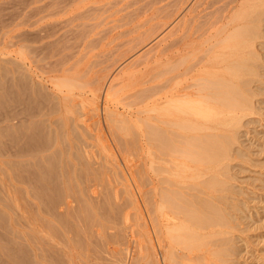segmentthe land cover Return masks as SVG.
I'll return each instance as SVG.
<instances>
[{
	"label": "rangeland",
	"instance_id": "1",
	"mask_svg": "<svg viewBox=\"0 0 264 264\" xmlns=\"http://www.w3.org/2000/svg\"><path fill=\"white\" fill-rule=\"evenodd\" d=\"M54 1H57V2H54ZM123 1L122 0H118V1L116 0V2H115V0H114V2H113V0H68V1L67 0H62V1L61 0L60 1L59 0H52V1L51 0H0V79H1L0 80V105L3 106V107L0 106V130H1L0 134H2V135H0V145H2V146H0V174H1L0 175V178H1L0 179V216H1L0 217V244H1L0 245V264H5V262H7L6 264L9 263L8 254H17V253L19 254L20 252H21L20 254H28V253L29 254H35V252L33 253V251L31 250L32 248L27 245V244H29V241L26 239L27 236L25 233L26 232L25 222H24L25 220L23 218L24 209L22 210V208L26 204V202L28 203V201H29L30 205H31V202L33 201V204L31 206L34 208V206H35L34 204H36L35 202H38L39 198H41L40 201H42L43 199L49 197V195H50V197H52L51 200L54 197H56L57 199L56 198H54V199H56L57 202L58 203L60 202L62 205L61 206V205H59L60 203L59 204L57 203L58 204L57 206L61 207V208L59 207L60 211L58 212L60 215L58 217L59 219L62 216V220H63L67 216L68 218L66 217L64 220L68 221L69 223H71V222L73 223V221L75 224L78 223L77 225H75L73 223V225H75V226H78V225L81 226L80 221H82V225H84L83 224L84 222L86 224V225H84L85 229L83 228V226H81L82 230L83 229L85 230V231H83V234H82L81 230H79L81 227L78 226L77 230H79V232H81V234H82V235H79L80 233L78 234V232L76 231L77 227H75L73 225L71 226L72 223L69 224V226H68L67 222H65L67 224V226L65 224V227H64L63 226L64 221L62 222V224L60 222V224L63 226V229H65L66 227L67 228L70 227L67 230H70L73 228L72 232H70L71 230L67 232L66 229H65L66 230L65 231L62 229V227L59 226L60 225L59 222H56V221H59V220H56L57 218H55V220H54V218L51 217L52 218L51 221H54L55 224H57L56 228L58 226L60 228V230H63L62 234H60L61 231L59 230V228L58 229L54 228V232L52 231L51 227H52L54 222L52 223L50 221L52 223L51 225H49L50 222H48L49 224L44 223L46 226H48V225L50 226L51 230L48 227L49 228L48 231H50V232L52 231L51 233L55 234V230H57L56 232H59L60 237L58 236V233L56 235V236H58V238H60L58 240V238L56 237L58 241H61V239H62L63 241H61V242L65 243L66 239L69 240L64 245L65 249L60 251V253H62L64 250H67L66 247H68V249H69L66 252L70 251L69 253H66V254H70V255H68V256H70V259L69 258H66V259L71 260V261L66 262V264H128V263L132 262V260H133V259L131 260L130 258H132V256L134 258L135 257L134 255H136L139 252V249L141 246V244L138 241L139 240V231L141 229H143V227H145L146 229H148L150 231L152 230L151 218L154 215L153 214L154 212L152 213V211L154 210L152 208L153 207L152 203H151L152 207L150 206V204L148 206L147 205L148 203L147 204L145 203L142 205V209L144 210V212H143L144 217L142 216L144 219H142L138 215L139 209L137 210L138 206L135 205V202L133 199L134 198L133 194L134 193L136 194V191H138L139 187H140V189L142 188L141 189L142 191H145V187L147 186L146 192H147V189H149L148 185H150L149 186L150 188L152 187L151 184H152V177L154 175V172L152 171L153 169L151 170L152 167H150V164L152 165V163H151L152 158H151V155L149 154L150 142H149V144L146 143V141L148 142V140L146 138H144L143 141L145 143L143 142L144 143V150H142V152H138L137 151L138 148L136 150V148L133 147L134 145L129 144V146H131V147H129L127 144L128 141L130 140V138L133 137V135H131V134L132 133L134 134V132H135L134 130H136L135 134H137L139 132V130H138L139 128L137 126V118L135 117L136 112H137V108H138L137 99H136L137 97L134 95V94H136V86H135L134 81H133L136 78L135 76H137L136 75L137 73H135L133 76L132 75H130V76L126 75L125 76V80H124L125 86L120 91L118 96L116 98L112 99L113 101L108 100L107 98L104 101L105 102L104 104L106 106H109L108 108L111 109V111L113 113H114L113 110H115V112H117V111L121 112L120 115L118 114V118L121 117L120 118L121 121H119L117 119V117H114L113 113H111V111L109 110L110 111L109 113H111L110 114L111 117L113 115V117H112L113 122L110 123V121H112V120H110L111 118L107 119V118H109V117H107V112H108L107 108L105 109L106 114H105V111L102 113V110L100 108V107H102V104H103V96H104V89H105L104 85L106 82L105 80L101 81L99 84L93 83V84L87 85L83 88L82 87L75 88L74 93H71V94L68 93L70 95L69 99L71 98V95H72V98L70 101H73L74 99H76V100H74V102H72L73 104L75 102L77 103L80 100V102H78V104L75 105L77 107H75V106H73V104H71L76 109L73 108L67 102L69 99H67L68 97L67 98L64 97V93H62V90H61V92H60V90H58L61 77L63 75L68 74L67 68L71 67V64H73L75 61H77L79 59L81 60L82 57L83 58L80 62L84 68H86V67L90 68L92 66L91 67L92 74L94 76H96V75L102 76L106 72L111 71L112 69L117 67V65H119L120 63H122L121 66L123 68H127L132 62L139 59L138 57H140L139 55H141V53L143 55V53L151 47L150 45H148L147 47H144L143 49L137 48L134 51L130 52L129 55H126L127 57L126 56L124 57L125 59L122 58L123 60H125L127 62V63H125V61H124L125 65H123V61H121L122 60L121 58H119V59L116 58L118 56L121 57L122 54H119V53H122L124 51L123 50L124 48L126 51L128 50L129 47L127 48V45L130 46L132 44L129 40L132 39L136 35V31L135 32L132 31L134 29V27L138 26V24L145 21V19L148 18V16H150L154 12L155 8L156 7L158 8L160 3H161L160 6H162V4L164 5V3L167 0H163V1L162 0H159V1L153 0L154 4H153V2H151L152 5H151V3H149L150 0H146V1L145 0H141V1L139 0V2H138V0H123ZM125 1L129 4H127ZM107 2H109L110 4ZM144 2H147L148 5L143 4ZM46 3L48 4V6ZM57 3H59V5ZM60 3H64V4H62L63 6H61L62 10L59 11L60 5H61ZM114 3H115V6H114ZM140 3H142L143 6L147 5V8L143 7ZM44 4H46V5H44ZM95 4L97 7L95 6ZM139 4L141 5L142 10H138V9H140ZM88 5H89V8H88ZM109 5L110 6L112 5V6L109 7ZM125 5H127V6H125ZM43 6L46 8L45 11H44L45 8ZM120 6L122 7V9L125 7L124 10H121ZM135 6H136V8H134ZM148 6H150V7L148 8ZM54 7H56L58 10ZM90 7H91V9H90ZM137 7H138V9H137ZM37 8H42V9H37ZM52 8H54V10H56V11L53 12ZM105 8H107V9L110 8V9H108V11L106 10L107 11L106 12ZM35 9H37V10H35ZM114 9H115V11H114ZM118 9H119V11L120 10L121 11L119 12ZM129 9H132L131 11L133 14L131 13V11ZM146 9H148V10L146 11ZM32 10L35 13L31 14ZM38 10L42 11V13L39 12ZM91 10L94 13L91 14L89 12ZM103 10H104V12H103ZM127 10H128V12H127ZM87 11L91 15L88 16V14L86 13ZM112 11H113V13L111 14ZM98 12H100V15ZM96 13H98V15ZM123 13L125 14L127 19H129L130 21L132 20L130 23H129V20L126 21L127 19L124 17ZM128 13H129V15L132 14L131 16H129V18H128ZM29 14H31L30 16H33V17H30ZM85 14H87V15H85ZM105 14H107V16ZM134 14H136L137 16H135ZM73 16L74 17L76 16V18H72ZM87 16H88V18H87ZM105 16H106V18H105ZM121 16H123L124 19H123V17L121 18ZM79 17H81L80 19H82L83 23H84V24L82 23L83 25L80 28L84 29L83 31H85L86 34L88 33V30L86 31L88 25H92V27H90V26L88 27L91 30L93 28L92 31L90 30L91 32L89 31L90 34L89 35L87 34V36H89V37L81 36L82 33H83V35L85 33L81 29H79V26H81L80 23L82 22V21H80V19H78ZM130 17H133V18L130 19ZM120 18H121V20H120ZM139 18H141L140 21H139ZM32 19L34 21H35V19L38 21L37 22L35 21L36 23L34 24L33 23L34 21L31 23ZM66 19H68V20H66ZM71 19L72 20L74 19L73 22H71L72 21ZM78 20L80 23L78 25H76L78 23L77 22ZM98 20L100 22L103 21L104 23L101 22L102 24L98 26L97 24L100 23ZM108 20H111V22ZM67 21L71 24H69V23L67 24ZM85 21L89 22V23L92 22L94 25L92 23L87 25V23H86V26H87L86 27ZM94 21H97V24H95L96 22H94ZM116 22L119 24L116 25ZM120 22H123L122 23L123 25ZM263 22H264V20H263ZM263 22H262V24H263L262 25V31H264V29H263L264 23ZM29 23L32 25H28ZM105 23H106V25H105ZM124 23H126V24H124ZM62 24H64V25H62ZM133 24H136V25H133ZM40 26H41V28H40ZM76 26H78L77 27L79 29L78 31H80L82 33L78 34ZM83 26H84V28H83ZM109 26L111 27V29L109 28ZM43 27L47 28V29H44ZM69 27L72 30L71 32H74L75 34L82 37L81 38V37H79L73 33L71 34L72 36L75 35L72 38L73 40L71 39V41H74V40L77 41V39L79 38L77 41L79 43H75L78 45L80 44L79 50H77L78 45L76 46V45H74V42L72 43L69 40H67V44H69V43L73 44L72 47L74 46L76 53H75V51H73L74 49L71 47L70 44H69L70 47H69V45H68V47L71 49L72 52H70V49H66L68 47H63V46H66V44H65L66 40L63 43L62 40H64V37H63L64 34H63L62 30L63 29L66 30ZM74 27H75L76 31L75 30L73 31ZM85 27H86V29H85ZM104 27H106V28L108 27L107 28L108 30ZM100 29L103 32V34L101 31L99 33H101V35L103 37L99 33H96ZM31 30H35L38 33H36L35 31H33V33H31ZM41 30H45V31H41ZM65 30H64V32L70 31L68 29H67V31H65ZM109 30H110V32H109ZM120 30H121V32H119ZM122 30H126V31L128 30V33L126 34L125 33L126 31H122ZM24 31L25 32L27 31L28 33H24ZM45 32L46 33L49 32L50 35L48 33L46 34ZM68 32L65 33L66 35H64L65 39L72 37V36H70L71 32H69V33ZM122 32H123V34H122ZM40 33H42V35H40ZM118 33H120L121 35ZM29 34H31V35H29ZM32 34L33 35L38 34L37 36L34 35L35 38H37V39L33 38L34 36ZM164 34L165 33L163 32L162 35H164ZM27 35L31 36V37H29L30 39L28 38ZM67 35H68V37H67ZM99 35L102 38L101 40H99L100 39L98 37ZM115 35H118V36L115 37ZM262 35H264V32H262ZM26 36H27V38H26ZM41 36H43L44 38ZM58 36H60V37H58ZM38 37L41 38V39L39 38L40 39L39 42L36 41V40H38ZM84 37H86L87 40L90 38H91V40L93 38L94 39L96 38L95 40L96 41L98 40V41L96 42L93 39L95 44L92 42L93 45H92V43H89L91 45L88 46L87 40L83 39ZM80 38L83 40V42H80V40H81ZM31 39L33 41H29ZM125 40H127L128 43ZM47 41H49V43ZM61 41H62L61 45L65 44L62 46L63 48H65L64 49L65 53H63V55L64 54L67 55L68 54L67 52H69L70 54L73 53L72 55L75 54V56L73 57L72 55L68 54L67 56L68 57L71 56L72 58L69 57L67 60V56L64 55V57L66 56V60H65V58L64 59L61 58V59L63 61L65 60L64 61L65 64L64 63L60 64V61H58V63L61 66V67H59V65L56 66V64L54 65V64H52V62L57 63L56 59L62 55V52H64L62 48L61 49L59 48ZM88 41L91 42L90 40H88ZM99 41H100V43H99ZM119 41H120V43H119ZM123 41H124V44H123ZM263 41H264V36H262L257 42V51L259 53V58L257 61V65H258L257 74L259 73V75L255 74L252 77L254 82L252 80L251 82H253V83H250L252 85H249L251 87L250 91L254 88L253 91L256 92L253 95L254 92L252 91L253 92L252 93L249 91L250 98L253 97L250 99L251 101H249V106L252 108V110L250 108L248 110H246L245 117L243 116L244 119L242 118L243 120L241 122V125L237 130V135H238L237 138H239V139L236 138V140L234 141V143L235 142L236 143L232 144L233 149L231 148V150H230L231 152H229V155H228L230 160L227 157V159L224 160V163H223L224 165L229 166V167L226 166L227 172L225 169L224 174L222 176L223 183H226V184H224V185H226V186H224L225 190L223 189L219 193L220 196L222 198L223 197L224 198L222 199L220 197L221 199H218L216 201L217 206H219L218 211L220 210L219 214L220 213L221 214L223 213V214L222 215L220 214L221 217L219 216L218 219L216 218L215 222L213 221L215 223V225H213L214 223L206 224L207 226H209V227H206L207 229L204 227V226H206L205 223L201 224V222H199L200 224H198L197 221H195V222L193 221L192 223H195L194 226L200 225L199 228L202 227L203 229L204 228L206 229V232H205V229L203 230L205 232L204 234L202 233L203 231H201L202 229H200L199 234H202L203 237H201V235H198L199 237L193 238L192 242L191 241L188 242V240L184 239V238H183L184 241H179V242H181V244L179 242H177L178 245H181V247L177 246L179 248L180 253L176 254V255L181 256L182 255L181 253H185L182 256L187 255V257L185 256L186 259H188V257H189L190 260H195V262L193 261L194 264H197L198 262H199L198 264H201L200 262H202V264H205V263L206 264H209V263L210 264H264V66H262V65H264V54H262V52L264 53V46L262 45L264 43H261ZM41 43L44 45H41ZM86 43H87V45H86ZM97 43H99L98 46H97ZM38 44L41 45L42 49L40 48L41 49L40 52H42V50H43V53H44L43 56H42L43 53L39 54L40 53L39 47L37 49L38 51H35L37 48V46H35V45H38ZM121 44H123V48H122ZM30 45L31 46L33 45V47L30 48ZM54 45H56V46H54ZM94 45L97 47H94ZM42 46L43 47L46 46V47L43 48ZM85 46H88V47L84 48ZM34 47H36L35 50L33 49ZM55 47H57L58 49H56ZM31 49H33L34 51ZM114 49H117L116 52L113 51ZM28 50H30L31 52ZM56 50H57V52L59 50L62 52L60 53V51H59L60 54L59 53L57 54ZM139 50H140V52H139ZM107 51L109 52L108 54H107ZM110 51L114 55H112V53ZM34 52H35V54L37 52H39L37 55H39L40 57L37 56V60L35 59L36 57H35ZM51 52H54V53L52 54ZM105 52H106L107 56L109 55V58L111 59L110 62H109V58L105 57L106 56ZM81 53L82 54L85 53L84 56L80 55ZM103 53H104V55H103ZM79 55L81 56V58L79 57ZM115 55H116V57L114 58ZM100 56H101V58H100ZM128 56H129V58H128ZM61 57H63V56H61ZM78 57H79V59H78ZM104 57L107 58L105 62H104V60H105ZM99 58L101 61L99 60ZM113 58L117 59V61H114L117 63H113V61H112V60H114ZM41 59H45V60H41ZM58 60H60V58H58ZM66 61H67V63H66ZM72 61H73V63H72ZM97 61H98V63H97ZM95 62L97 63L96 65H95ZM39 63H40L41 68L40 67L38 68ZM41 63H42V65H41ZM93 63H94V65H93ZM108 63H110V65ZM43 64H44V66H43ZM49 65L50 66L53 65V67H56L55 68L56 70H53V67H50ZM107 65H109V67L105 69V67ZM142 66H143V64L137 65V67H135L134 70L137 71ZM259 66H261V67H259ZM58 67H59V69H58ZM43 68L46 70L45 72H44ZM50 69H52L53 71ZM49 70H50V72H49ZM25 77H27L29 80L31 79L30 80L31 82L29 80H27V78H25ZM22 78H23V80H22ZM18 80H21V81H18ZM17 81L19 83H21V86H22V82H25L24 83L26 85V86L24 85L25 88H23V86H22V88H20L21 86L19 83H18L19 84V86H18ZM255 81H257V82H255ZM26 82L28 84H26ZM39 83H41L40 86H38V88L40 87V89H39L40 91L37 88L38 91L33 92L34 86L35 85L37 86ZM15 84H17L16 87H15ZM27 86H29V87H27ZM253 86H256V87H253ZM1 88H3V89H1ZM18 88H20L21 90H19ZM29 88L32 89V91H30ZM43 88H44V90H42ZM9 89H12V90H9ZM25 89L26 90L29 89V90L27 92H25L24 91ZM63 89L66 92L68 90L67 87H63ZM45 90H47L48 92H46ZM90 90L92 91V93L90 92ZM259 90H260V92H259ZM42 91H43V93L45 92L46 95H48L47 97L45 96L46 100L43 97L44 95L41 94ZM9 92H10V95H9ZM13 92L15 94H13ZM28 92L30 94L27 95ZM37 92H39L40 94ZM130 92H131V94H130ZM19 93H20V96H19ZM31 93L33 95L38 94L39 98L36 95H35L36 98H33L35 96H33ZM101 93H103V94H101ZM257 93H259V95ZM11 94L16 95L20 99L18 100V98H17L16 99L17 101L15 99L12 100L13 95L11 96ZM125 94H127V95H125ZM129 94L131 95V97H129L130 96ZM22 95H24V96H22ZM57 95L60 97H58ZM77 95L80 97H78ZM16 96H14V98H16ZM30 96H32V97H30ZM54 96H55V98H54ZM56 96L58 97V100H60V101H57ZM121 96H123L122 98L126 99V102H124V99H122ZM8 97H9V99H8ZM21 97H22L23 102L21 101ZM73 97H74V99H73ZM127 97L132 102L127 100ZM31 98H33V99H31ZM37 98L39 101L37 100ZM34 99L37 101H34ZM62 99H64V100L66 99L67 101L66 100L63 101ZM131 99H133V100H131ZM26 100H28V101H26ZM54 100H56V101H54ZM89 100H90V102L94 100L97 103L96 105H99V103H100L99 113H101L100 117H101V115H102V117H101V122H99V123L97 120L98 119L97 115H96V117H95V115H93V112L95 113V111L92 109V107L94 108L96 105H93L92 103H90ZM13 101L14 102L16 101V104ZM18 101L20 103V106H18L19 105ZM30 101H32V102H30ZM133 101H135V103ZM252 101H253V103H252ZM81 102H83L84 104L86 103L85 104L86 106H83L84 105L83 103H82L83 105L82 104L80 105ZM24 103H26L27 105L26 104L24 105ZM45 103H50L51 105L45 104ZM130 103H133L132 107H128V104H129V106H131ZM9 104L10 105L12 104V105L10 106ZM57 104H60L61 106H58ZM88 104H89V108L87 109L86 107ZM115 104H116V106H115ZM40 105H41V107L44 108V111H42L41 114L38 113L41 111L40 109L38 110V108H40ZM54 105L56 107L57 106L58 107L56 108ZM63 105H65V106L67 105L66 107L70 108V109H68V112L65 111V109L67 110V108L65 106L63 107ZM254 105H255V107H254ZM21 106H23V108ZM26 106H28L27 109L28 108L29 109L28 110L26 109L25 111H23L26 108ZM37 106H38V108H37ZM45 106H47L48 108L46 109ZM90 106H92V107L90 108ZM123 106H124V108L122 109ZM35 107H36V109H35ZM60 107H61V109H60ZM83 107H85V108H83ZM127 107L129 109H127ZM15 108H16V110H15ZM30 108L32 110V113H31ZM49 108H52L55 112H53V110H51L52 112H49V110H50ZM71 109H73V111H71ZM37 110H38V112H37ZM46 110H48V111H46ZM69 110L71 112H69ZM33 111H34V113H33ZM35 111L37 112V114ZM44 112H47L46 113L47 117H46ZM51 113H53V114L50 117V115H48V114H51ZM117 113H114V114L116 115ZM122 113L124 115L126 114L125 117H123ZM32 114H33V117H32ZM5 115H6V117H5ZM9 115H10V117H9ZM89 115H90V117H89ZM92 115L94 118H92ZM104 115H105L106 119L104 118ZM79 116L83 119H81V118L78 119ZM122 117H123L124 121H125L124 118L127 119V121H125V123H123ZM115 118H116V121H118V122H115ZM9 119H10L11 123L9 122ZM42 119H43V121H42ZM105 122H107L106 125H105ZM119 122L123 123L124 125L119 124ZM126 122H129V123H126ZM112 123H114V124L112 125ZM19 124H21V125H19ZM40 124H42V125H40ZM127 124H131L133 127L131 125H130L131 127H128ZM143 124H145V122ZM30 125H31V127H30ZM147 125L149 126L148 122H147ZM27 126L29 129H27ZM10 127H12L13 129ZM32 127H33V129H32ZM146 127H145V129L147 131H145V129L143 127V131H145V133H147L149 130V127L148 128H146ZM6 128H8V129H6ZM9 129L12 131H10ZM30 130H33V132ZM11 132H13V133H11ZM7 133L8 134L10 133V134L8 135ZM26 133H29V134H26ZM13 134L15 135V138H14ZM39 134H40V136H38ZM124 134L125 135L128 134L127 136H129V137L125 138ZM19 135L22 136V139H21V136L19 137ZM23 135H24V137H23ZM32 135H34V136H32ZM35 135H37V136H35ZM137 135H139V134H137ZM7 136H9V137H7ZM25 137L30 138V140L26 139ZM134 137H137V136L134 135ZM11 138L12 139L14 138V140H16V141L11 140ZM34 139H36V140L34 141ZM50 139H52V140L49 142L48 140H50ZM126 139H128V140H126ZM132 139L134 140V138H131L129 143L132 141ZM3 140H5V141H3ZM27 140H28V144L30 142L32 143V141H34L35 143L33 142L32 143L33 145L30 144V146H29L26 143ZM123 140H125V141L122 142L123 143L122 144L121 141H123ZM10 141H11V143H10ZM40 141H42V142H40ZM43 141H44V143H43ZM135 141H136V143L138 142L137 139H135ZM2 142L3 143L5 142V143L3 144ZM17 142H19V143H17ZM21 143H23V145H21ZM46 144H48L50 146H48ZM124 144L126 147L124 146ZM24 145L26 147L28 146L29 148L25 149L23 147ZM31 145L34 147L37 145L38 146L41 145V147H42V145H43V149H45V151L43 149H40L39 147H35V148L33 147L32 148ZM119 145H121V147H119ZM233 145H235V146H233ZM20 146L22 149L20 148ZM135 146H137V144H135ZM138 147H139V144H138ZM23 148L25 151H23ZM18 150H20V151H18ZM27 150H28V152H30V151L31 152L29 154L27 153V155H26L25 153L27 152ZM135 150H136V152H135ZM237 150H238V152L239 151L240 152L238 153ZM21 151H22V153H20ZM56 151H58L60 153H58ZM23 152H25V153H23ZM134 152H135V154H134ZM137 152H138V154L140 153L141 155L140 154L136 155ZM18 153H20V154L18 155ZM58 154H59V156L61 155L60 156L61 158L59 156H57ZM80 154H83V155L80 156ZM22 155H25V156H22ZM239 155H240V157H239ZM45 156L46 157L51 156L50 158L52 160L50 158H46ZM44 157H45V159H44ZM89 157H90V159H89ZM137 157H138V159H137ZM37 159H38V161H37ZM39 159H41V160H39ZM47 160H49V161H47ZM83 160H84V162H83ZM40 161H41V163H40ZM55 161H57V163L61 164V165L57 164L58 166L57 165L53 166L54 164H56ZM137 162L138 163L143 162L141 164L144 168L141 167V165L139 167L136 166V165H139ZM35 163H36L37 167L34 166ZM50 164L52 167V168L50 167L51 169H49ZM64 164H66V165H64ZM62 165L65 167L64 170L62 168ZM117 165H120V166H117ZM32 166H33V168L35 167L36 172H37V170H39L41 172V174H43V175L35 174L34 176L38 175V176H36L37 179L42 176V178H40V179H42V181L44 179L43 182H45V176H46V180L50 179L51 184L52 185L54 184L55 186L53 185V187L50 186L51 188H49L48 185H51V184H49L50 180L48 182L46 181V184H47L46 185V184H43V182L40 179H38V180H40L39 181L40 185H39V187H37L39 182L36 181L35 177H33V179H26V177L28 176L29 168L31 171V172H29V174H30L29 176L31 177L33 175L34 171L32 172V170H33L31 168ZM40 166H41V168H40ZM59 166H61L60 167L61 172H60V169L58 168ZM134 166H136V167H134ZM26 167H28V168H26ZM42 167H45L46 170H48L46 174L42 173V171H41ZM66 167H67L68 171H65ZM131 167H133V168H131ZM149 167H150V169H148ZM19 168L20 169L22 168V169L20 170ZM134 168L141 170V173L139 170H136V171H138L137 173H136V171H133V170H135ZM141 168L144 169V172H145L146 179L144 181L146 182V180H148V178L151 180V181L150 180L147 181V182H150L151 184L150 183L148 184L146 182L145 187H144V185L140 186L141 182H142V184H144V182L142 181L144 179V172L142 171ZM53 169L55 171H56V169H58L61 174L58 172V170L54 174ZM110 169H111V171H110ZM129 169H131V170H129ZM52 170H53V172H51V173H53L54 175L53 174H51V175H53V177L50 174L47 175L48 173H50L49 171H52ZM62 170L65 171L64 172L66 174L65 176H64V173H62ZM39 171L37 173H39ZM130 171L132 172V174L130 173ZM31 173H32V175H31ZM57 173H59L60 176H59V174L57 175ZM123 173H126L128 178L126 176H124L125 174L123 175ZM138 173L141 175L143 174V176H142L143 178H141L140 177L141 175H138ZM135 174H136V176H135ZM146 174H148V175H146ZM14 175H16V176H14ZM132 175H134V176H132ZM137 175L139 176L138 178H137ZM24 176H26V177H24ZM29 176L27 178H30ZM43 176H44V178H43ZM50 176L52 178H54V176H56V178L52 179ZM57 176H59V178H63V179H59V178H57ZM147 176H148V178H147ZM64 177H66V178H64ZM34 178H35V182L36 183L38 182V183L36 184L33 181L34 182V185H33L32 180H34ZM86 178L87 179L90 178V179H88V181H90V182L87 181L89 184L86 183V180H87ZM21 179H22V181L28 180L29 182H31L33 188L31 186H29L28 181H27L28 182V186H27L26 182L24 184V182H22ZM56 179H59V182H57L58 180H56ZM80 180L81 181L83 180V181L81 182ZM84 180H85V182H84ZM63 182L66 184H64ZM70 183L72 185H70ZM83 183H86L85 189L88 191L83 189V185H84ZM137 183H140V184H137ZM35 184H36V186H35ZM41 184H42V186H41ZM60 184H62V185L64 184L65 186H63V187L67 186V188L64 189V191L67 190L66 194L69 193L68 195L69 196L71 195L70 198L68 195L67 196L65 195V192L62 190V185H60ZM87 186H89L90 189L93 187L91 189L93 194L92 193L90 194L91 190L89 188H87ZM4 187L8 190H6ZM7 187H9V188H7ZM27 187L29 189L31 187V189L34 190V191L31 190V191L34 193L31 194L32 192L29 191V189ZM44 187L45 188L48 187V189H50V191H48L47 188L44 189ZM60 187H61V190L63 191V193H62V191L60 192L61 196L64 195L62 198L65 197L64 198L65 200L59 197L60 193H58L59 192L58 189H60ZM78 187H79V189H77ZM143 187H144V189H143ZM38 188H39V192H38ZM52 188L55 189L54 193L56 196H54V197H53L54 193H52V196H51V193L49 194V192H51ZM27 189H28V191H27ZM43 189L46 191V192H44L45 194L43 193V191H44ZM80 189H81L80 192H82V193L79 192ZM89 190H90V192H89ZM94 190H95V192H94ZM151 190L148 191L149 193L151 192V195L150 194L148 195V193H147V195L150 196L149 198L146 195V193L143 192L144 195L147 197L144 200L145 201L147 200V202L149 201L148 199H150L152 196ZM84 191H86V192H84ZM26 192H28V193H26ZM52 192H53V190H52ZM36 193H37V195L39 194V196H40L39 198L37 197ZM46 193H47V196H46ZM83 193H84V195H83ZM129 193H131V194H129ZM80 194L82 195V198H84L86 201H84L80 197L81 196ZM85 194H88V196H85ZM10 195H12V196L14 195L15 197L14 196L12 197ZM31 195H34V196L32 197ZM77 195H79L80 198H78ZM130 195L133 198H130L131 197ZM9 196H10V198H9ZM35 196L38 198V200L34 199ZM42 196H44V197H42ZM83 196H85V197H83ZM90 196L93 197L94 202H92V198L89 199ZM49 198H48V201H49ZM86 198L89 200H87ZM143 198H144V196H143ZM28 199H30V200H28ZM60 199H62V201ZM74 199H76V202H74L75 201ZM45 200L47 202V199H45ZM56 200H54V201H56ZM132 200H133V203H132ZM63 201H64V203H66L65 205H64ZM70 201H71V203L73 202V206H75V205L77 206L78 203L81 206H83V208H81L80 205L77 206V208L79 207L81 209V210L78 209L79 212L78 211L77 212L80 215V213H82L80 211L84 210L83 212L86 214V218L83 215L84 213H82V215H83V218L87 219L86 221L82 219V216L79 217L78 214L75 215V213H74V216H76L77 218L76 217H74V218H76L77 220L79 218V220L80 219L81 220L80 221L78 220L79 221L78 222L76 219L75 220H74V218L72 219L73 215H71V214H73L72 212L74 210L68 209V210H70V212L67 210V208H69L68 205L71 204ZM87 201H89L88 205L90 204L92 207L89 208V206H90L89 205L88 208L90 210L85 211L87 209V205H85V203ZM90 201H91V203H90ZM149 202H151V200ZM92 203L94 204V206L92 205ZM18 205H19V207H18ZM30 205H29V209H32V207ZM64 206H66L67 208H64ZM73 206L71 204V208H73ZM76 206H75V210H76ZM143 206L145 209L143 208ZM146 206L150 207V209H153V210L152 211L149 210ZM27 207H25V208H27ZM220 207H222L223 209ZM238 208H240V209L238 210ZM64 209H66L67 212ZM145 210H146V213H145ZM147 211L148 212L150 211L149 214H151V216L148 217ZM37 213H38V210H37ZM87 213H89V214H87ZM87 216H89V217L87 218ZM92 216H93V218L95 217L94 220L91 222L93 224L90 223V220H92ZM222 216L224 218H227L226 220H229V221L226 222V220ZM234 216H236V217H234ZM69 217H71L70 219L72 221L71 220L69 221ZM221 218H223V220H224V221L222 220L223 222L219 220ZM60 221H61V219H60ZM75 221H77V222H75ZM87 222H88V224H87ZM225 222L227 223V225ZM221 224H223V225H221ZM88 225H90V227H88ZM46 226H44V228ZM48 228L45 229L46 234L44 233L47 238H48L47 233L50 234V232L46 231ZM87 228L88 229L90 228V230L88 231ZM73 230H75V232ZM198 230L196 229V231H198ZM214 230H215V232L212 234V231H214ZM87 231L92 232V234L90 232V234L92 235V236L91 235L90 236H91V238H93L92 241H90L91 238L89 237V235H88L89 233H87ZM207 231L209 233V234H207L209 237L205 236ZM73 232L76 233V234H74L75 236L78 235L77 237L82 236V238L80 237L79 239H77L79 241V243H81V244H79L78 241L76 242V240H74V239H76V237L75 238L73 237V240L76 243H74V244L72 243L73 241L70 239H72V235H73L72 233ZM84 232H85V234H87V236H85ZM70 233H71V235H70ZM65 234H66V237L64 236ZM114 234L115 235L119 234V235L115 236ZM62 236H64L66 239L64 240V238H61ZM69 236H71L70 239H69ZM83 236H85L86 239ZM98 236H99V238L103 239L101 242L99 241L100 239L97 238ZM211 236H212V238H211ZM88 237H89V240L87 239ZM116 237H117V239H116ZM97 239L99 241L98 244L101 243V245H99L100 247L98 246V244H96ZM204 239H208V240H204ZM86 240H88V241H86ZM179 240H181V238ZM199 240H201L202 243ZM58 241H51V243L56 242L55 245H53V246H55L56 251L58 249L61 250V248H60L62 245L61 242H60L61 245L60 246L57 245V247H56V244H59V243H57ZM105 241H106V243H104ZM44 242H46V241H44ZM183 242H185V243H183ZM31 243L36 245L37 242L33 238ZM67 243H68V246H66ZM189 243H190V245H189ZM194 243H196V245H194ZM105 244H106V247L104 246ZM182 244L184 246H182ZM191 244L193 247H191ZM45 245L47 246L46 243H45ZM49 245H51V244H49ZM64 246L62 245V248ZM6 247H10V248H6ZM47 247H49V246H47ZM47 247H46V250H48ZM156 247H157V245H156ZM186 247H188V248H186ZM5 248H6V250H3ZM22 248L23 249L25 248L24 249L25 251ZM50 248H52L51 252H52V250H55V249H53L54 247L50 246L49 249ZM192 248H193V250H192ZM14 249H15V251H12ZM17 249L20 251H18ZM190 249H191V251H190ZM29 250L31 252H29ZM49 251L50 250H48V252L46 251V254H49ZM53 252L59 253V252H55V251H53ZM53 252H52V255H54ZM64 252L62 254H65ZM97 252H98V254H97ZM64 256L67 257V255H64ZM158 256H161L160 252H159ZM200 258L202 260H200ZM135 259L136 258H134V261H135ZM129 260H130V262H129ZM196 260H198V262H196ZM153 261L155 262L156 259H154ZM153 261L152 262L150 261L151 263L143 262L141 264H154ZM204 261H205V263H204ZM133 263L134 262H132V264ZM35 264H37V263H35ZM38 264H42V263H38Z\"/></svg>",
	"mask_w": 264,
	"mask_h": 264
},
{
	"label": "bare ground",
	"instance_id": "2",
	"mask_svg": "<svg viewBox=\"0 0 264 264\" xmlns=\"http://www.w3.org/2000/svg\"><path fill=\"white\" fill-rule=\"evenodd\" d=\"M157 1H159V0H157ZM54 2H57V1H54ZM109 2H107V3H109ZM113 2H114V0H113ZM115 2H116V0H115ZM138 2H139V0H138ZM151 2H153V0L152 1L150 0L149 1V3H151ZM46 4H44V5H46ZM57 4L59 5V3H57ZM60 4L61 5H60L59 11L62 10L61 9L62 8L61 6H63L62 4H64V3H60ZM127 4H129V3H127ZM140 4L143 6V4H147V2H144L143 4L140 3ZM140 4H139L140 9H138V7H137L138 10H142ZM153 4H154V2H153ZM160 4H159V6H160ZM89 5H88V8H89ZM147 5L146 6L144 5L143 7H146L147 8ZM151 5H152V3H151ZM47 6H48V4H47ZM95 6H96V4H95ZM111 6L109 5V7H111ZM114 6H115V3H114ZM125 6H127V5H125ZM150 6H148V8ZM159 6H158V8L156 7L157 9L155 8L154 12L150 16H148V18L145 17L146 18L145 21H143L142 23L138 24V26L134 27V29L132 31H134V32L136 31V35L132 39L129 40L132 44L130 43L131 44L130 46L127 45V48L129 47L128 50L126 51L125 48H124L123 49L124 51L122 53H119V54H122L121 57L120 56L116 57V55L114 56V58L116 57L118 59L119 58L125 59L124 57L126 55H129V53L132 52V51H134L135 49H137V48L143 49L144 47H147L148 45H150L151 47L149 46L150 48L148 50H146L145 52L143 51L144 52L143 55H142V53H141V55H139L140 56V57H138L139 59H137L136 61L132 62L127 68H123L121 66L122 63H120L119 65H117V67H115V68L113 67L114 69H112L111 71L106 72L102 76H99V75L94 76L92 74V69H91L92 66L90 68H88V67L84 68L82 66V64H81L80 61L82 60L83 57L81 58L80 55L84 56V54H85V53L82 54L83 53L82 52L79 55V57L81 58V60L78 57V59H79V60H77L78 62L74 60L75 61L74 62L75 64H74L73 61H72L73 64L70 63L71 64V67H68L67 68L68 69V74L63 75L61 77L60 84H59V89L58 90H60V92L62 90V93H64V97H66V98L68 97L67 99H69L70 95L68 93H70V94L71 93H74V89L75 88H78V87H82L83 88V87H85L87 85H90V84H93V83L99 84L101 81L105 80L106 82H105V85H104V88L105 89H104V96H103V104L101 103L102 104V107H100V108L102 110V113L107 108V111H108L107 112V117H109L107 119H110L111 118L110 120H112V117L114 115V117H117V119L119 121H121V119H120L121 117L118 118V114L120 115L121 112H118L117 111L118 112L117 113V112H115V110H113L114 113H117L115 115L111 111V109L108 108L109 106H106L104 104L105 103L104 101L106 100V98L108 100H112V99H114V98H116L118 96V94L120 93V91L125 86L124 85V80H125V76L126 75H129V76L132 75L133 76L135 73H137L136 74L137 76H135L136 78L133 80L134 81V84L136 86V94H134L133 92L132 93L137 97L136 99H137L138 108H137V112H136L135 117L137 118V126L139 128L138 129L139 132L137 134H139V135L135 134L136 130H134L135 132H134V134L133 133L131 134V135H133V137H131V138H134V140L132 139L133 142L135 141V139H137L139 143L138 142L136 143V141L134 142L135 144H137V146H135V144L132 141L131 142L133 144L131 142L129 143V141L131 140V138H130V140L128 141L127 144H128V146H129V144L130 145H134L133 147L136 148V150L138 148V150H137L138 152H142V150H144V143H145L143 141L144 138H146L148 140V142L146 141V143L149 144V142H150L149 154L151 155V158H152V162H151L152 165L150 164V167H152L151 170L153 169L152 171L154 172V175L152 177V184L150 182H147L148 180H150L148 178V176H147L148 180H146V182L148 184L150 183L152 185V187L150 188L149 187L150 185H148V188L149 189H147V192H146V187L147 186L145 185L146 182L144 181L146 179L145 172H144V169L141 168L142 171L144 172V179L143 180L141 179L144 182V184H142V182H141V185L140 186H143V185H144V187L146 186L145 187V191H142L141 190L142 188L140 189V187H139L138 188V191H136V194L135 193L134 194L132 193L134 198L131 195H130L131 196L130 198H133L134 199V202H135V205L138 206L137 210L139 209V211H138L139 214L138 215L140 216V218L144 219L143 218L144 217L143 216L144 210L142 209V205L145 204V203L146 204L148 203L147 204L148 206H149V204L151 206V203H152V206L153 207L152 206L151 207L154 210L153 209H150V207H148V206H146V207L149 210H151V211L153 210L152 213L154 212L153 213L154 215L152 216V218L150 217L151 218V221H152L151 222L152 224L150 223L151 226H152L151 227L152 230L150 231V230L146 229L145 227H143V229H141L139 231V240L138 241L141 244V246H140L139 252L136 255H134L135 256L134 258H136L135 261H134L133 256L130 259L131 260L133 259L132 260V262H134L133 264H141L143 262L151 263L154 259H156L155 262L153 261L154 264H194L195 260H190L189 257H188V259H186L187 255H185L186 257L185 256H182L185 253H181L182 254L181 256L176 255V254H179L180 253L179 248L177 246L181 247V245H178L177 242L184 241V239H187L188 242L189 241L192 242V239L193 238L199 237L198 235H201V237H203L202 234H199L200 233V229H202L201 231H203L206 227H209L206 224H208V223H214L216 221V218L218 219V217L219 216L221 217V215L223 214V213L222 214L220 213L221 215L219 214V211H220V210L218 211L219 206H217V204H216V201L218 199H221L222 198L219 193L223 189L225 190L224 186H226V185H224L226 183H223L222 176L224 174V170L226 169V172H227V167H229V166L224 165L223 163H224V160L227 159V157L230 160V158H229L228 155H229V152H231L230 150L232 148V144H235L236 143V142L234 143V141L236 140V138L238 136L237 135V130L240 127L242 120L244 119L243 116L245 117L246 110H248L249 108L252 110V108L249 106V101H251L250 99L253 98V97L250 98L249 91H250V88L251 87L249 85H252L250 83H253L254 82V80L252 79V77L255 74L256 75H259V73L257 74V70H258L257 69V67H258L257 61H258V58H259V53L257 51V42H258V40L262 36H264V35H262V32H264V31H262V25H263L262 22L264 20V0H195V1L194 0H167L164 3V5L162 4V6H160V7ZM42 8H37V9H42ZM54 8H56V7H54ZM54 8H52L53 9V12L56 11V10H54ZM120 8H121V10H124L125 7L122 9V7L120 6ZM134 8H136V6ZM37 9H35V10H37ZM90 9H91V7H90ZM108 9H110V8H108ZM108 9L105 8V11L106 10L108 11ZM45 10H46V8L44 9V11ZM129 10L131 11L132 9H129ZM147 10L148 9H146V11ZM114 11H115V9H114ZM118 11H119V9H118ZM39 12L42 13V11H39ZM89 12L91 14L94 13V12H92V10L89 11ZM89 12L88 11L86 12L88 14V16L91 15V14H89ZM103 12H104V10H103ZM127 12H128V10H127ZM32 13H35V12H33V10H32L31 14ZM98 13L100 15V12H98ZM98 13H96V14L98 15ZM112 13H113V11L111 12V14ZM131 13H132V11H131ZM31 14H29V16ZM87 14H85V15H87ZM136 14H134V15L137 16L139 13L137 15ZM105 15L107 16V14H105ZM123 15L126 18V16H125L124 13H123ZM131 15H129V13H128V18ZM88 16H87V18H88ZM106 16H105V18H106ZM30 17H33V16H30ZM122 17L123 16H121V18ZM124 17H123V19H124ZM72 18H76V16L75 17L73 16ZM80 18L81 17H79L78 19H80ZM121 18H120V20H121ZM131 18H133V17H130V19ZM66 20H68V19H66ZM73 20L71 22H73ZM128 20L129 19H127L126 21H128ZM140 20H141V18H139V21ZM33 21L34 20L32 19L31 23ZM35 21L37 22L38 20L35 19ZM35 21L33 22L34 24L36 23ZM80 21H82V22L80 23L79 20H78L77 21L78 23L76 22L77 23L76 25H78L80 23L81 26H79V29H81L83 31L84 29H82L80 27H82V25L84 23H83V20L82 19H80ZM108 21L111 22V20H108ZM131 21L129 20V23ZM94 22H96L95 24H97V21H94ZM101 22H103V21H101ZM101 22L99 24H97V25L98 26L101 25L102 24ZM68 23L69 22L67 21V24ZM86 23L88 25V24H91L92 22L89 23V22H86L85 21V26H86ZM106 23H105V25H106ZM120 23L122 24L123 22H120ZM69 24H71V23H69ZM118 24L119 23L116 22V25H118ZM124 24H126V23H124ZM28 25H32V24L29 23ZM62 25H64V24H62ZM133 25H136V24H133ZM89 26L92 27V25H88V27ZM77 27L78 26H76V29H77L78 34L79 33H82L80 31H78L79 29ZM86 27H85V29H86ZM88 27H87L86 31L88 30V33L87 34L89 35L90 32L93 30V28L91 30ZM40 28H41V26H40ZM69 28H67V29L70 30L69 32H71L72 30H71V28L70 29ZM83 28H84V26H83ZM104 28H106V27H104ZM109 28L111 29L110 26H109ZM44 29H47V28H44ZM67 29L66 30L65 29L62 30V32H63L64 35H66L65 33L68 32ZM64 30L67 31V32H64ZM74 30H75V27H74L73 31ZM33 31H35V30H31V33H33ZM41 31H45V30H41ZM100 31H101V29L99 31H97L96 33H99ZM122 31H126V30H122ZM83 32L86 34L85 31H83ZM109 32H110V30H109ZM119 32H121V30ZM163 32L165 33L164 35H162ZM24 33H28V32L27 31L26 32L24 31ZM36 33H38V32H36ZM47 33L49 34V32H47ZM72 33L75 34L74 32H71L70 33V36H72L71 35ZM125 33L127 34L128 33V30ZM85 34L83 35V33H82L81 36L89 37V36H87V34L86 35ZM99 34L101 35V33H99ZM102 34H103V32H102ZM118 34H120V33H118ZM122 34H123V32H122ZM29 35H31V34H29ZM34 35L37 36L38 34H34ZM40 35H42V33H40ZM64 35H63L64 40H62V41L64 43L65 40H66V43H65L66 46H63L65 44H62L61 45V43H62V41H61L60 42V45H59L60 46L59 47L60 49L62 48L63 51H64L65 48H63V47H68V45L70 43L67 44V40H69L72 43L74 42V45H76V46L78 45V44H75V43H79V42H77L78 39H79L78 37H77L78 38L77 41L76 40L71 41V39L75 35H77V34H75L72 37L69 36L70 38H67L68 37V35H67V37H66L67 39H65V36ZM100 35L98 36L100 38L99 40L102 39L101 38L102 35L101 36ZM27 36H26V38H27ZM35 36L33 38H35ZM77 36H79V35H77ZM81 36H79V37H81ZM117 36L118 35H115V37H117ZM29 37H31V36H28V38ZM41 37H43V36H41ZM58 37H60V36H58ZM86 37H84L83 39L85 40ZM39 38L40 37H38V40H36L37 42H39V40L41 39V38L40 39ZM35 39H37V38H35ZM93 39L92 40H91V38L88 39L91 42H89L86 39L87 40V43H88V46L91 45L89 43H92V42L94 43ZM81 40H80V42H83V40L82 41ZM29 41H33V40L31 39ZM125 41H127V40H125ZM47 42L49 43V41H47ZM72 43L70 44L71 47L73 45ZM87 43H86V45H87ZM93 43H92V45H93ZM99 43H100V41H99ZM99 43H97V46L99 45ZM119 43H120V41H119ZM127 43H128V41H127ZM261 43H264V41L261 42ZM39 44L38 45H35V46H37V48L36 47L33 48L34 50L36 48L35 51H38L37 50L38 47L40 49L41 48V45H44L42 43H41V45H39ZM123 44H124V41H123ZM123 44H121L122 48H123ZM70 45H69V47H70ZM79 45H78L77 50H79V48H80ZM262 45L264 46V44H262ZM54 46H56V45H54ZM88 46H85L84 48H86ZM97 46L94 45V47H97ZM31 47H33V45L32 46L30 45V48ZM45 47H43V48H45ZM69 47L66 48V49H70ZM55 48L58 49L57 47H55ZM72 48L74 49V46ZM33 49H31V50H33ZM41 49L39 50V52L41 51ZM116 50L117 49H114L113 51L116 52ZM28 51H30V50H28ZM59 51L57 52V50H56L57 54L59 53ZM73 51H75V53H76V50L75 49ZM39 52H37L36 54L34 52L35 57H36V58L35 57L34 58L36 60H37V56L40 57L39 55H37ZM61 52L62 51H60V53ZM70 52H72L71 49H70ZM139 52H140V50H139ZM41 53H43V50L39 54H41ZM51 53L53 54L54 52H51ZM63 53H65V51L62 52V55L61 56H63V57H61V56L58 57V58H60V60H58V58L56 57L57 58L56 59L57 60V63L51 61L52 64H54V65L56 64V66L59 65V67H61L60 64H63L64 63V61L66 60V56L68 54L69 55H72L73 54V53L70 54L69 52H67L68 54L67 55L64 54V55H66L64 57ZM108 53L109 52L107 51V54ZM262 54H264V53L262 52ZM43 55H44V53L42 54V56ZM103 55H104V53H103ZM105 55H106V52H105ZM112 55H114V54L112 53ZM72 56L74 57L75 54L72 55ZM69 57H71V56H69ZM69 57L67 56V60H68ZM105 57L109 58V55L108 56L106 55ZM61 58L62 59L65 58V60L63 61ZM100 58H101V56H100ZM100 58H99V60H100ZM107 58H105L104 62L106 61ZM128 58H129V56H128ZM123 59L121 61H123V65H125V63H127V62L125 60H123ZM41 60H45V59H41ZM110 60L111 59L109 58V62H110ZM58 61H60V64L58 63ZM98 61H97V63H98ZM112 61H113V63H117V62H114V61H117V59H114ZM124 61H125V63H124ZM66 63H67V61H66ZM97 63L95 62V65ZM44 64H43V66H44ZM108 64L110 65V63H108ZM140 64H143V66L140 67L137 71H135L134 68L137 67V65H140ZM41 65H42V63H41ZM93 65H94V63H93ZM109 65H107L105 67V69L108 68ZM262 66H264V65H262ZM39 67H40V63L38 65V68ZM50 67H53V65L50 66ZM59 67H58V69H59ZM259 67H261V66H259ZM55 68L56 67H53V70H56ZM43 70H44V72L46 71L44 68H43ZM50 70H52V69H50ZM50 70H49V72H50ZM25 78H27V77H25ZM22 80H23V78H22ZM27 80H29V79L27 78ZM252 80H253V82H251ZM18 81H21V80H18ZM18 81H17V84L19 83ZM255 82H257V81H255ZM24 83L25 82H22L23 88H25L24 87V85H25ZM17 84H15V87L17 86ZM19 84L21 86V83H19ZM19 84H18V86H19ZM26 84H28V83L26 82ZM40 84L41 83H39L37 86L35 85L36 87L33 85L34 86V91L33 92L38 91L40 89V87L38 88V86H40ZM22 86L20 88H22ZM27 87H29V86H27ZM63 87H67V89H68L67 92L63 89ZM253 87H256V86H253ZM20 88H18V89L21 90ZM37 88H38V90H37ZM1 89H3V88H1ZM253 89L250 92H252ZM9 90H12V89H9ZM28 90L25 89L24 91L27 92ZM42 90H44V88ZM30 91H32V89H30ZM45 91L48 92L47 90H45ZM10 92H9V95H10ZM90 92L92 93L91 90H90ZM253 92L252 93L254 95L256 92L255 91H253ZM259 92H260V90H259ZM20 93H19V96H20ZM37 93H39V92H37ZM44 93L42 91L41 94L44 95L43 97L45 98V96L47 97L48 95H46V93L45 94ZM13 94H15V93L13 92ZM13 94H11V96ZM28 94H30V93L28 92L27 95ZM101 94H103V93H101ZM130 94H131V92H130ZM257 94L259 95V93H257ZM35 95L38 97V94H35ZM35 95H33V96H35ZM125 95H127V94H125ZM14 96H16V95H13L12 96L13 97L12 100L13 99L16 100L18 98L17 96H16V98H14ZM22 96H24V95H22ZM36 96L33 97V98H36ZM30 97H32V96H30ZM58 97H60V96H58ZM58 97H57V101H60V100H58ZM78 97H80V96H78ZM122 97L123 96H121V98ZM129 97H131V95ZM33 98H31V99H33ZM38 98H37V100H38ZM54 98H55V96H54ZM71 98H72V95H71ZM71 98L68 101L65 99L70 105L73 104L72 102H74V100H76L73 97L74 100L73 101H70ZM8 99H9V97H8ZM19 99L20 98H18V100ZM122 99H124V98H122ZM28 100H26V101H28ZM37 100L34 99V101H37ZM45 100H46V98H45ZM62 100L65 101L64 99H62ZM127 100H129L128 97H127ZM131 100H133V99H131ZM16 101L15 102L13 101V102L16 104ZM21 101H22V97H21ZM54 101H56V100H54ZM30 102H32V101H30ZM78 102H80V100ZM78 102L77 103L75 102L73 104V106L77 105ZM83 102H81L80 105ZM89 102H90V100H89ZM124 102H126V99H124ZM130 102H132V101H130ZM133 102L135 103V101H133ZM90 103H92L93 105H96L97 104L94 100L91 101ZM252 103H253V101H252ZM18 104H19L18 106H20L19 101H18ZM25 104L26 103H24V105ZM45 104L51 105L50 103H45ZM85 104L83 106H86ZM130 104H131V106H129V104H128V107H132L133 106V103H130ZM57 105L58 106H61L60 104H57ZM99 105H100V103H99ZM99 105H96L94 108L92 106H90V108L92 107V109L95 111V113L93 112V115H95V117L97 115L98 123L101 122V117H102V115L100 117V114L101 113H99V111H100L99 110ZM0 106L3 107L2 105H0ZM38 106H37V108H38ZM47 106H45L46 109L48 108ZM64 106L65 105H63V107ZM115 106H116V104H115ZM21 107L23 108V106H21ZM27 107L28 106H26V108L23 111H25L27 109ZM75 107H77V106H75ZM75 107H73V108H75ZM128 107H127V109H129ZM254 107H255V105H254ZM83 108H85V107H83ZM86 108L87 109L89 108V104L87 105ZM123 108H124V106L122 107V109ZM35 109H36V107H35ZM39 109L41 110L40 112H38ZM49 109H50L49 112H52L51 110H53V109L52 108H49ZM60 109H61V107H60ZM68 109H70V108H67V110L65 109V111L68 112ZM15 110H16V108H15ZM30 110H31V108H30ZM38 110H37V112L41 114L42 111H44V108L41 107V105H40V108H38ZM109 110L111 111V113H113L112 117L110 115L111 113H109L110 112ZM46 111H48V110H46ZM71 111H73V109H71ZM71 111L69 110V112H71ZM37 112H36V114H37ZM53 112H55V111L53 110ZM31 113H32V110H31ZM33 113H34V111H33ZM44 113L46 115L47 112H44ZM52 114L53 113L48 114V115H50V117H51ZM105 114H106V111H105ZM93 115H92V118H94ZM125 115L123 114V117H125ZM5 117H6V115H5ZM9 117H10V115H9ZM32 117H33V114H32ZM46 117H47V115H46ZM89 117H90V115H89ZM123 117H122V120H123ZM80 118L81 117L79 116L78 119H80ZM104 118H105V115H104ZM81 119H83V118H81ZM124 119H125V121H127L126 118H124ZM42 121H43V119H42ZM125 121L123 120V123H125ZM9 122H10V119H9ZM111 122H113V120L110 121V123ZM115 122H118V121H116V118H115ZM144 122H145L146 125L143 124ZM147 122H148L149 126L147 125ZM123 123H120L119 122V124H123ZM126 123H129V122H126ZM106 124H107V122H105V125ZM113 124L114 123H112V125ZM19 125H21V124H19ZM40 125H42V124H40ZM127 125H128V127H131L132 126L131 124H127ZM30 127H31V125H30ZM143 127H144V129H145V127L146 128L149 127V130H148L147 133H145V131H147L146 129H145V131H143ZM10 128H12V127H10ZM6 129H8V128H6ZM27 129H29L28 126H27ZM32 129H33V127H32ZM10 131H12V130H10ZM30 131L33 132V130H30ZM11 133H13V132H11ZM26 134H29V133H26ZM0 135H2V134H0ZM127 135L124 134L125 138L126 137H129ZM134 135L137 136L138 138L137 137H134ZM20 136L21 135H19V137ZM32 136H34V135H32ZM35 136H37V135H35ZM38 136H40V134ZM7 137H9V136H7ZM23 137H24V135H23ZM14 138H15V135H14ZM14 138L13 139L11 138V140H14ZM21 139H22V136H21ZM26 139L30 140V138H26ZM237 139H239V138H237ZM28 140H27L26 143H27V145L30 146V144H32L36 139H34V141H32V143L30 142L29 144H28ZM51 140L52 139H50L48 141L50 142ZM126 140H128V139H126ZM3 141H5V140H3ZM14 141H16V140H14ZM124 141L125 140L121 141V143L124 142ZM40 142H42V141H40ZM10 143H11V141H10ZM17 143H19V142H17ZM43 143H44V141H43ZM48 144H46V145H48ZM138 144H139V147H138ZM21 145H23V143H21ZM0 146H2V145H0ZM48 146H50V145H48ZM124 146H125V144H124ZM233 146H235V145H233ZM23 147L25 149L26 148H29L28 146L26 147L25 145ZM33 147L34 146H32V148ZM35 147H39L40 149H43V145H42V147H41V145L40 146L37 145ZM119 147H121V145H119ZM129 147H131V146H129ZM20 148H21V146H20ZM24 148H23V151H25ZM43 150L45 151V149H43ZM136 150H135V152H136ZM18 151H20V150H18ZM30 152H28V150H27L26 153L25 152H23V153H25L27 155V153L29 154ZM56 152H58V151H56ZM135 152H134V154H135ZM138 152H137L136 155H139L140 154V153L138 154ZM237 152H238V150H237ZM20 153H22V151ZM20 153H18V155ZM58 153H60V152H58ZM82 155L83 154H80V156H82ZM22 156H25V155H22ZM57 156H59V154ZM45 157H44V159H45ZM50 157L47 156L46 158H50ZM138 157H137V159H138ZM239 157H240V155H239ZM89 159H90V157H89ZM39 160H41V159H39ZM37 161H38V159H37ZM47 161H49V160H47ZM55 162H56V164H54L53 166H55V165L58 164L57 161H55ZM83 162H84V160H83ZM40 163H41V161H40ZM141 163H143V162H141ZM141 163H138L139 165H136V166L139 167L141 165V167H143ZM58 165H61V164H58ZM64 165H66V164H64ZM34 166L37 167L36 163H35ZM117 166H120V165H117ZM136 166H134V167H136ZM50 167H51V164L49 166V169L52 168V167L51 168ZM60 167L61 166H59L58 168L60 169ZM150 167L148 169H150ZM26 168H28V167H26ZM31 168L33 169L32 172L34 171L33 172V175L31 173V175H32L31 177L32 178L29 176L30 175L29 172H31L30 171V168H29V170L28 169L27 170L29 171L28 172V176L30 178H27L28 176L26 175L27 177L24 176V177H26V179H33V177L36 178V176H38V175L41 174V172L39 170H37V172L39 171V173L36 172L35 167L33 168V166H32ZM40 168H41V166H40ZM62 168L64 170L65 167L62 165ZM131 168H133V167H131ZM53 170L52 171H49L50 173H48L47 175H49V174L51 175L53 173L55 174V172H57L58 169H56V171L54 170V172H53ZM63 170H62V173H64L65 171H68L67 170V167H66V170L65 171H63ZM129 170H131V169H129ZM136 170H139V169L136 168L133 171H136ZM41 171H42V173H45L46 174L48 170H46L45 167H42ZM110 171H111V169H110ZM139 171L141 173V170H139ZM51 172H53V173H51ZM58 172H59V170H58ZM60 172H61V169H60ZM137 172L138 171H136V173ZM59 173H57V175ZM130 173L132 174L131 171H130ZM35 174H38V175L34 176ZM60 174H59V176H60ZM41 175H43V174H41ZM53 175H51V176L53 177ZM65 175L66 174L64 173V176ZM123 175L127 177L126 173H123ZM138 175H141V174L138 173ZM138 175H137V178L139 177ZM146 175H148V174H146ZM14 176H16V175H14ZM44 176H43V178H44ZM59 176H57V178H59ZM132 176H134V175H132ZM135 176H136V174H135ZM142 176H143V174L140 177L143 178ZM35 178H34V180H32L33 185H34V182H35ZM40 178H42V176ZM40 178H38V179H40ZM54 178H56V176H54ZM54 178H52V179H54ZM64 178H66V177H64ZM38 179L36 178V181H38V182L40 180L42 181V179H40V180H38ZM59 179H63V178H59ZM59 179H56V180H58L57 182H59ZM88 179H90V178H88ZM88 179L86 180V183L90 182V181H88ZM49 180L50 179H47L46 180V176H45V182H43L44 179H43L42 182H43V184H46V181L48 182ZM21 181H22V179H21ZM27 181H24L23 180L22 182H24V184L26 182V184L28 186V182L29 181L28 182ZM49 182H50L49 184H51V180ZM84 182H85V180H84ZM86 183H83L84 184L83 185V189H85V184ZM36 184H35V186H36ZM64 184H66V183H64ZM64 184L63 185L60 184V185H62V190L63 191H64V189L67 188V186L66 187H63V186H65ZM137 184H140V183H137ZM39 185H40V182H39V184H38L37 187H39ZM53 185L51 184V185H48V186H49V188H51V187H53ZM70 185H72V184L70 183ZM29 186H31L33 188L31 182H29ZM41 186H42V184H41ZM31 187H30V189L28 187L27 188L29 189V191H31V190L34 191L33 189H31ZM144 187H143V189H144ZM7 188H9V187H7ZM46 188H47L48 191H50V189H48V187H46ZM46 188L44 187V189H46ZM54 188H52L53 192H52V190H51V192H49V194L51 193V196H52V193L55 192L54 191L55 190ZM87 188L90 189L89 186H87ZM28 189H27V191H28ZM77 189H79V187ZM6 190H8V189H6ZM58 190H59L58 193H60L62 191L61 190V187ZM90 190H89V192H90ZM95 190H94V192H95ZM149 190L152 191V196H151L150 199H148L149 201L151 200V202H149V201L147 202V200L146 201L144 200V199L147 198L144 195V193H146V195H147V193H148V195L149 194L151 195V192L150 193L148 192ZM63 191H62V193H63ZM66 191H64V192H65V195L67 196L69 193L66 194ZM80 191H81V189L79 190V192ZM86 191H88V190H86ZM86 191H84V192H86ZM38 192H39V188H38ZM44 192H46V191L44 190L43 193ZM26 193H28V192H26ZM33 193L34 192H32L31 194H33ZM80 193H82V192H80ZM91 193L93 194L92 190H91L90 194ZM129 194H131V193H129ZM36 195H37V193H36ZM83 195H84V193H83ZM10 196H12V195H10ZM10 196H9V198H10ZM31 196L33 197L34 195H31ZM44 196H42V197H44ZM46 196H47V193H46ZM54 196H56L55 193H54L53 197ZM63 196H61V193H60L59 197L62 198ZM70 196H69V198H70ZM77 196H78V198H80V197L82 198V195L80 197H79V195H77ZM85 196H88V194H85ZM85 196H83V197H85ZM143 196H144V198H143ZM37 197L38 198L40 197L39 194L37 195ZM37 197L35 196L34 199L38 200ZM49 197H50V195H49ZM49 197L45 198V199H47V202H46L45 199H43L42 201H40L41 198H39L38 202H35L36 204H34L35 205L34 208L31 206L33 204V201L32 200H31L32 202L30 201L31 202V205H30V203L28 201L29 204L26 202L27 205L25 204L23 206L22 210L24 209V211H23V218L25 220L24 221L25 222V228H26V232L25 233H26V236H27L26 239L29 241V244H27V245L32 248L31 250L33 251V253L35 252V254H29V253L28 254H20L21 252L19 254L18 253L17 254H8V260H9V263L10 264H35V263H37V264L38 263H42V264H66V262L71 261V260L66 259V258H69L70 259V256H68L70 254H66V253H69L70 252V251L69 252H66L67 250H69L68 247H66L67 250H64L65 252L63 251L65 254H62L63 252L60 253V251H62L63 249H65V246L64 245L66 244V242L69 241L68 239L65 238L66 237V234L64 235L65 237L64 236L61 237V238H64V240L66 239L65 240L66 242L65 243L63 242L64 244L61 242V241H63L62 239H61V241H58L60 239V238H58V236L60 234H62L63 230H65V229L67 230L68 228H70V227H68V228L66 227L65 229H63V226L65 227V224H66L65 222H67L68 226L72 222L69 223L68 221L64 220L67 216L63 220H62V216H61V218H60L61 221H60V219L58 218L60 216L59 213H58L60 211L59 210V207L60 206H57L60 202L59 203L57 202V200H56L57 198L56 197H54L56 199L53 198L56 201H54L53 199L51 200L52 197H50V198ZM149 197L150 196H148V198ZM48 198H49V201H48ZM64 198H62V199H64ZM91 198H92V202H94L93 201L94 200L93 197L90 196L89 199H91ZM62 199H60V200L62 201ZM76 199H74L75 200L74 202H76ZM82 199L84 201H86L84 198H82ZM89 199H87V200H89ZM28 200H30V199H28ZM88 202L89 201H87L85 203V205H87V209L85 211L90 210L89 208L92 207L90 204H89L90 206L88 205ZM63 203H64V201H63ZM70 203H71V201H70ZM90 203H91V201H90ZM132 203H133V200H132ZM65 204L66 203H64V205ZM71 204L73 206V202ZM71 204L68 205L69 208H67L66 206H64V208H67V210L68 209L74 210L73 212L71 211L73 213V214H71V215H73L72 216V219L74 217H76V216H74V213H75V215L78 214L79 217L82 216V219L86 221L87 219H85L86 218V214L83 212L84 210L82 209L83 211H80V212L84 213L83 215L85 216V218H83L82 213H80V215L78 213L79 212L78 209L79 210H81V209L79 207L77 208V206H79L80 204L78 203L77 206L75 205L76 206V210H75V206H73V208H71ZM29 205L32 207V209H29ZM59 205H61V203ZM92 205L94 206L93 203H92ZM88 206H89V208H88ZM18 207H19V205H18ZM25 207H27V208H25ZM80 207L83 208V206H81V205H80ZM143 208H144V206H143ZM220 208H222V207H220ZM36 209L38 210V213H37V210ZM239 209L240 208H238V210ZM64 210H66V209H64ZM67 210H66V212H67ZM68 211L70 212V210H68ZM149 212L147 213L148 217L151 216V214H149ZM145 213H146V210H145ZM87 214H89V213H87ZM51 217L54 218V220H55V218H57L56 220H59V221H56V222H59V224H60V222L62 224V222L64 221L63 226L61 224L59 225L60 227H62L63 230H60V228L58 226L56 228V225L57 224H55L54 221H51V219H52ZM88 217L89 216H87V218ZM234 217H236V216H234ZM70 218L71 217H69V221L71 220ZM76 218H74V220ZM94 218L92 216V220H90V223L94 220ZM223 218H221L219 220L222 221ZM224 219L226 220L227 218H224ZM78 220H79V218H78ZM50 221L52 223L54 222L53 225H52V227H51L52 228V231L54 232V228L55 229H58L59 228V230L61 231L60 234H59V232H56L57 230H55V234L54 233H51L52 231L51 232L48 231L49 228H50L49 225L52 224ZM77 221H75V222H77ZM193 221L194 222L197 221L198 224H200L199 222H201V224L202 223L203 224L205 223L206 226H204L205 227L204 229L202 227L199 228L200 225L199 226H194L195 223H192ZM227 221H229V220H226V222ZM48 222H50V224ZM44 223L45 224L48 223L49 225L46 226ZM73 223H74V221H73ZM73 223L71 224V226L73 225ZM80 223H81V226H83V228L85 229V226H84V225H86L85 222L83 223L84 225H82V221H80ZM67 224H66V226H67ZM77 224L78 223H76L75 225H77ZM87 224H88V222H87ZM91 224H93V223H91ZM75 225H73V226H75ZM213 225H215V223ZM221 225H223V224H221ZM226 225H227V223H226ZM44 226H46V227L44 228ZM78 226H75V227H77L76 228V231L78 232V234L80 233L79 235H82L83 234V231H85V230L84 229L82 230V227L79 226V227H81L79 229L82 232V234H81V232H79V230H77L78 229ZM88 227H90V225H88ZM46 228H48L46 231L47 232H50V234L47 233L48 238L45 235L46 234V232H45V229ZM51 228H50V230H51ZM72 229H70L71 231L70 230H67V232L68 231L72 232ZM196 229L197 230L199 229V230L196 231ZM206 229H205V232H206ZM89 230H90V228L88 229V231ZM73 231L75 232V230H73ZM88 231H87V233H89L88 235L91 238L92 232L90 231L91 232V234H90V232H88ZM74 232L72 233L73 235L76 234ZM205 232L203 231L202 233L204 234ZM214 232H215V230L212 231V234ZM57 233H58V236H56ZM84 234H85V232H84ZM119 234H117V235H119ZM207 234H209L208 231H207V233H206L205 236L209 237ZM70 235H71V233H70ZM73 235H72V239H70L71 236H69V239L73 241L72 242L73 244L78 241L77 239H79L80 237L82 238V236L77 237L78 235L77 236H75V235L73 236ZM117 235H115V236H117ZM85 236H87V234H85ZM85 236H83V237L86 239ZM56 237L58 238V240H57ZM73 237L74 238L76 237V239H74V240H76V242L73 240ZM89 237L87 238L88 240H89ZM33 238L37 242L36 245L33 244V243H31V241L33 240ZM97 238L100 239L99 240L100 242L103 240V239L99 238V236ZM180 238H181V240H179ZM211 238H212V236H211ZM98 239H97V243L96 244H98V242H99ZM116 239H117V237H116ZM88 240H86V241H88ZM92 240H93V238H91L90 241H92ZM204 240H208V239H204ZM44 241H46V242H44ZM51 241H58L57 243H59V244H56V247H57V245L60 246L61 243H62V245L64 247L62 248V245H61V247H60L61 250L58 249L59 251L58 250L56 251L55 246H53V245H55L56 242H52L51 243ZM199 241H201V240H199ZM45 243L49 247L50 246L51 247H54L53 249H55V250H52V252L55 251V252H59V253H54L53 252L54 255H52V252H51V249L52 248L49 249V247H47L45 245ZM78 243H79V241H78ZM104 243H106V241ZM179 243L181 244V242H179ZM183 243H185V242H183ZM201 243H202V241H201ZM49 244H51V245H49ZM79 244H81V243H79ZM99 245H101V243L98 244V246ZM156 245H157V247H156ZM189 245H190V243H189ZM194 245H196V243H194ZM66 246H68V243H67ZM104 246L106 247V244ZM182 246H184V245L182 244ZM46 247H47L48 250H50L49 251V254H46V251L48 252V250H46ZM188 247H186V248H188ZM191 247H193L192 244H191ZM6 248H10V247H6ZM6 248L3 249V250H6ZM192 250H193V248H192ZM12 251H15V249L12 250ZM18 251H20V250H18ZM190 251H191V249H190ZM29 252H31V251L29 250ZM159 252H160V255L161 256H158ZM97 254H98V252H97ZM64 255H67V257L64 256ZM200 260H202V259L200 258ZM205 261H204V263H205ZM129 262H130V260H129ZM132 262H130V263L132 264ZM196 262H198V260H196ZM6 263L7 262H5V264ZM130 263H128V264H130ZM200 263L202 264V262H200Z\"/></svg>",
	"mask_w": 264,
	"mask_h": 264
}]
</instances>
